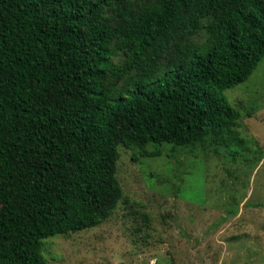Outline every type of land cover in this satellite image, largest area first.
<instances>
[{"label":"trees","instance_id":"trees-1","mask_svg":"<svg viewBox=\"0 0 264 264\" xmlns=\"http://www.w3.org/2000/svg\"><path fill=\"white\" fill-rule=\"evenodd\" d=\"M264 57V0H0V264L124 200L119 148L229 145L226 90Z\"/></svg>","mask_w":264,"mask_h":264},{"label":"rangeland","instance_id":"rangeland-1","mask_svg":"<svg viewBox=\"0 0 264 264\" xmlns=\"http://www.w3.org/2000/svg\"><path fill=\"white\" fill-rule=\"evenodd\" d=\"M229 145L119 148L124 200L97 226L46 238L48 264H264V57L226 90Z\"/></svg>","mask_w":264,"mask_h":264}]
</instances>
